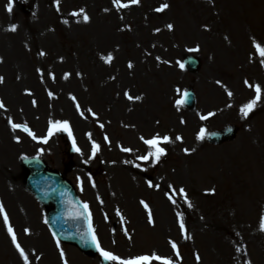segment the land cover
Masks as SVG:
<instances>
[{"label":"rangeland","instance_id":"1","mask_svg":"<svg viewBox=\"0 0 264 264\" xmlns=\"http://www.w3.org/2000/svg\"><path fill=\"white\" fill-rule=\"evenodd\" d=\"M121 2L129 7L118 10L112 0H12L9 12V0H0V76L4 78L0 100L5 105L0 109V203L18 242L29 254L31 264H62L61 249L68 264H99V252L86 254L61 242L58 248L45 223V207L21 186L26 173L20 159L39 156L73 183L79 198L88 204L95 234L107 251L122 258L156 253L170 257L174 264H264V93L254 113L244 117L240 112L241 106L255 96L245 80L264 89V58L249 43L241 41L239 48L240 40L225 27L226 18L239 20L264 45V0ZM164 3L169 7L157 12ZM133 5L136 7L131 10ZM81 8L89 22H84L82 15H72ZM239 8L244 9V16ZM13 24L16 31L9 30ZM168 24L173 25L171 30ZM197 46L198 51H189ZM109 53L113 59L107 63L101 57ZM187 54L199 59L196 72L179 66ZM129 62L133 67H128ZM218 67L243 71L238 72V76H245L234 89L237 97L213 93L212 82L205 80L207 74L213 79L236 78L234 72L230 75ZM65 73L71 75L65 79ZM187 87L196 94L191 110L181 103ZM125 92L142 99L131 100L132 107L127 108ZM202 103L215 115L208 121L194 118L191 122V115ZM124 112L128 115H122ZM77 119L85 123V131L76 125ZM9 121L27 124L38 139L20 129L13 131ZM54 121H67L72 136L59 131L47 143L41 142ZM228 123L239 129L231 142L210 145L205 138H196L201 129L207 132ZM157 133L171 138L170 143L161 144L166 155L156 163L138 160L148 151L140 137ZM73 141L80 151L73 147L70 156ZM93 142L100 146L95 156ZM83 154L87 157L85 166L80 163ZM131 174L134 190L119 189L120 200L114 205L89 189L82 190L85 184L96 186L99 178L102 184H114L115 180L124 188V177L129 179ZM148 181L154 185L162 182L164 188H150ZM179 188H184L188 202ZM150 194L163 200L180 196L185 211H171L166 225L164 216L155 213L160 199L155 201ZM12 198L30 207L24 211L17 202L18 220L9 209ZM149 210L154 223L148 221ZM180 217L186 233L180 229ZM170 241L177 244L179 257ZM40 244L51 248L53 256L42 255L46 252L41 251ZM0 264H24L2 213ZM152 264L161 262L154 260Z\"/></svg>","mask_w":264,"mask_h":264},{"label":"snow or ice","instance_id":"2","mask_svg":"<svg viewBox=\"0 0 264 264\" xmlns=\"http://www.w3.org/2000/svg\"><path fill=\"white\" fill-rule=\"evenodd\" d=\"M131 4H138L140 2V0H130ZM57 3H59V0H57ZM113 5L119 10L120 8H127L129 7L128 3H122L121 0H112ZM169 7V5L167 3L161 4L159 8L156 9L157 12H163L165 9H167ZM13 8V3L12 0H9V3L7 5V11L11 12ZM105 11H108V9H105ZM73 16H83V20L84 22H89L90 17L86 14L85 10L83 8H81L78 12H73L72 13ZM168 29H172L173 25L168 24L167 25ZM17 26L15 24H13L11 26V28L9 30L11 31H16ZM156 31H159V29H157ZM253 46L256 49V51L259 53V55L261 57H264V45H262L259 42H256L255 40H253ZM199 48L197 46V48L194 49H190L189 51H198ZM40 55H45L44 52H41ZM101 59H103L105 62L110 63L113 59V56L111 53H109L107 56H102ZM157 59H159L157 57ZM261 64L264 65V59L261 60ZM179 66L183 69L184 68V64L180 63ZM128 67L131 68L133 67V65L131 64V62H129ZM39 71V70H38ZM71 74L70 73H65L64 74V78L67 79ZM54 75H53V79H54ZM4 82V78L2 76H0V83ZM218 84H220V81H217ZM244 83L249 87V88H254L255 91V96L254 98H252L251 100H249L247 103L243 104L240 108V112L242 113V115L244 117H248L249 114L251 112H253V110L255 109L257 103L261 100L262 98V93H264V89H262V86L260 84H251L249 81L245 80ZM52 93L49 92V96H51ZM124 95L127 97L128 100H141L142 97L141 96H135L133 97L130 93L125 92ZM186 95V94H185ZM227 95L229 97H231L233 95V93L231 91H228ZM73 99H75V97H73ZM33 104H35V101H33ZM5 105L3 103L2 100H0V109L4 108ZM77 109L79 110V104L76 105ZM91 111V110H89ZM81 115H83V113H81ZM93 115H95V113H93ZM215 115V113L213 112H209L207 114V116H201L200 119L202 120H206L209 117ZM9 123L11 124V127L13 129V131L20 129L24 132H26L29 136L32 137L33 140L38 139L37 136L29 129L27 124H16V123H12L11 121H9ZM183 123V121H182ZM101 127H103V125H101ZM59 131H67L69 136H72V133L70 131V127H69V123L67 121H54V122H50V127L48 129V136H45L41 139V142L43 143H47L48 138L55 132H59ZM91 134H89L90 137ZM198 140H203L205 138V130L201 129L200 132L197 134L196 137ZM105 139L107 140L108 138L105 137ZM140 139L143 141V143L145 145H147L148 147V151L145 155L142 156H138L137 159L138 160H142V161H149L151 160L153 163L159 162V160L161 159V157H163L164 155H166L165 149L163 147H161L162 143H170L171 142V138L167 135L161 137L159 133H157L156 135H154L152 138L150 139H145L144 137H140ZM176 140H182V137L180 136H176L175 137ZM18 140V138H17ZM73 147L76 151H80V149L75 147V142L73 141ZM99 145L96 144L95 142H93V146H92V155L95 156V154L97 153V151H99ZM42 151V150H41ZM122 151L124 152H131L132 149L130 148H122ZM186 153L188 152V149L184 150ZM87 162V161H85ZM137 167H139V165H137ZM95 186V185H93ZM148 187L152 188V187H156L159 188V185H154L152 183V181H148ZM169 187L171 188L172 186L169 185ZM173 191H177L176 189H173ZM178 192L183 195L185 197L186 202L187 201V193L185 192L184 188H179ZM167 195V193H166ZM169 200H171V202L173 204L176 203V201L172 198V196L168 197ZM140 203L144 206L145 209H148L149 206L148 204L141 200ZM189 206H191L190 202H189ZM83 208L85 210V212L88 211V204L85 203L83 205ZM0 213L3 214V219H4V223L5 225L8 226V233L11 236V241L12 244L15 246L16 250L18 251L20 257L22 258L24 264H31L30 260H29V254L25 251V249L21 246V244L18 242L17 240V236L13 230V228L11 227V225L9 224V218L7 216V213L4 210V206L2 203H0ZM179 216V214H177ZM148 221L149 223H154L153 218H152V214L151 211L149 210L148 212ZM45 223H47V220H45ZM179 226L182 232L186 233V229H185V224L183 222L182 217H180L179 219ZM261 230H264V218H262L261 221ZM25 233H30L29 229H25L24 230ZM88 231L89 233H91V239L92 242L95 244L97 251L100 253V256L103 257L105 260L107 261H112L115 262V264H152V261H160L161 264H174V261L170 258V257H162L160 255H157L156 253H152L151 255H141V256H135V257H130V258H122L119 255H116L115 253L111 252V251H107L105 250L103 247H101L100 245V241L98 239V237L95 234V229L92 227L91 224V215L89 213V225H88ZM127 234V233H126ZM53 236L55 237V233H53ZM185 238H189L186 234H185ZM171 243V247L173 250H176V255L177 257H179L180 253L178 251L177 248V244L174 241H170ZM56 245L58 248H60V241L59 239L56 240ZM64 252L61 249L60 250V256L61 258H64ZM39 258V257H37ZM197 260L200 259V257L197 255L196 257ZM64 264H68V261L66 259H64ZM250 264V262H249Z\"/></svg>","mask_w":264,"mask_h":264},{"label":"bare ground","instance_id":"3","mask_svg":"<svg viewBox=\"0 0 264 264\" xmlns=\"http://www.w3.org/2000/svg\"><path fill=\"white\" fill-rule=\"evenodd\" d=\"M136 6H134L133 5V7L131 8V10L133 9V8H135ZM231 8L233 9V10H235V12H236V8H234L233 6H231ZM234 12V13H235ZM124 15L126 14V12L125 13H123ZM239 14H241V16L243 15L244 16V9L243 8H239ZM127 15V14H126ZM235 15L238 17V18H240L239 17V15L237 14V13H235ZM226 21H227V25L225 26V27H227L230 31H231V33L233 34V36L234 37H236L238 40H240V43H238V47L239 48H241V41H243V42H245V43H249L250 44V46H252L253 45V40H255L256 42H259L260 43V41H259V36L257 35V34H255V33H253L252 31H247L246 29H245V27L244 26H242V24H241V22L239 21V20H237L236 22H233L232 20H229V18H226ZM241 21H242V19H241ZM243 22V21H242ZM235 23V24H234ZM256 32H258L257 30H256ZM0 46H2V44L0 45ZM224 49H225V46H224ZM259 56V55H258ZM223 57H224V55H223ZM221 58V57H220ZM264 58V57H263ZM256 59V58H255ZM257 60H258V58H257ZM258 62H260V60H258ZM262 65V64H261ZM262 66H264V65H262ZM218 68H220V69H223V70H225V71H227L230 75H232V73L234 72V69L233 70H226V69H224L223 67H218ZM212 70H214V67H212L211 68ZM235 71H237V72H234V74H233V76L234 77H236V78H234V79H225V80H223V79H218V78H215V79H213L212 77H211V74L209 73V74H207V76H206V78H205V80H207V81H209V82H212V85H213V93L214 94H216V95H218V96H220V97H223V96H228L227 95V93H228V91H231L232 93H233V95L235 96V97H237V95L234 93V89H235V87L236 88H238V86L241 84V78H242V76H245V75H240V76H238L239 74H238V72H243V71H240V70H237V69H235ZM250 75H252V74H250ZM238 76V77H237ZM217 81H220L221 83L220 84H218L217 83ZM12 84V83H11ZM239 84V85H238ZM8 87V86H7ZM6 86L5 87H3L4 89H6L7 88ZM109 95H104V97L106 98V97H108ZM225 96V97H226ZM120 102V101H119ZM121 103V102H120ZM139 103V102H138ZM124 104H128V107L127 108H129V107H132V102H131V100H127L126 102H124ZM202 105V107L201 108H197V110L195 111V113L196 114H194V115H191L192 116V121L191 122H193V120H194V118H196L195 120H198V122H200V121H205V120H202V119H200V117L203 115V116H207V114L209 113V112H211L210 111V108H209V106H208V104H205V103H202L201 104ZM118 109H121V107H119ZM133 108H130V110H132ZM257 109H256V107H255V109L253 110V113L256 111ZM124 111V110H123ZM141 110H137L136 112H140ZM122 112V111H121ZM125 114V116H127L128 115V112H124V113H122V115H124ZM133 113H131L130 115H132ZM147 114V108L145 107L144 109H143V111L141 112V115L143 116V118L145 117V115ZM138 116V115H137ZM210 119V117L208 118V119H206V121H208ZM76 125H78V127H79V129L81 128L82 130H86V128H84V126H85V123L84 122H82L80 119H77L76 120ZM85 161H87V157L85 156V154H83V159L81 160V164L82 165H86V162ZM136 170H135V175H136ZM135 178L137 179V177L135 176ZM133 174H131L130 176H129V179H127V177H124V182H123V186H124V188H121L120 186H121V184L122 183H118V182H116L115 180H114V184H111L110 182H107L106 184L105 183H103L102 184V178H99V179H97V184H96V186H94V187H89V186H87L86 184L83 186V188H82V190L83 191H85L86 189H89L90 191H92V192H94L95 194H97V195H100L102 198H104V199H106V200H108L110 203H112L113 205H114V202H115V204L117 203V201H119L120 200V197H118L119 196V189L121 190V191H123V192H130V191H133L134 190V188H133V186H134V183L135 182H132L133 180ZM158 184H159V188H164L163 187V184H162V182H158ZM8 186H9V188H12L13 189V187H12V185L11 184H8ZM22 186V185H21ZM156 188V187H155ZM16 189V188H15ZM13 192V191H12ZM12 192H10L11 193V195H12V197H13V194H12ZM150 195H152L153 196V198L155 199V201H157V197L160 199V206H159V208H157L156 210H155V213L156 214H160V215H162V216H164V224H166V225H168V219L171 217V211H172V214L175 212V211H177V210H183V211H185V209H184V207H182L181 205H180V203L181 202H183L182 200H180V196H177V195H172V198L176 201V203L175 204H173L172 202H171V200H166V198H165V200H163L161 197H160V195L158 196H156L155 194H150ZM152 198V197H151ZM161 200H163L164 202H163V204H162V202H161ZM17 202H19L21 205H23V207H21V209L22 210H26V211H28L29 209H30V207H29V205L28 204H26L25 202H23L21 199L20 200H18V201H16V200H13V198H12V200H9V209H10V211H12L13 212V214H14V218L15 219H20V216L19 215H17V211H20V207L18 206V204H17ZM27 213V212H26ZM137 222H139V217H137V219H136V221H135V224L137 223ZM159 225H161V224H159ZM159 225H158V227H159ZM40 249H41V251L43 252V253H45L46 252V254H42V255H44V256H46V257H48V256H50V257H52L53 256V253H52V250H51V248L49 249V247L45 244V245H41L40 244ZM48 249H49V251H48ZM48 251V252H47Z\"/></svg>","mask_w":264,"mask_h":264},{"label":"water","instance_id":"4","mask_svg":"<svg viewBox=\"0 0 264 264\" xmlns=\"http://www.w3.org/2000/svg\"><path fill=\"white\" fill-rule=\"evenodd\" d=\"M189 65L191 66V68H194L196 66V61L189 59L188 60ZM26 164L29 165L30 168H33L32 170V174L33 176V181L34 182H42L44 180H48L49 178L47 177V175H45V170L39 166V161L37 159H29V160H25L24 161ZM43 172V173H41ZM60 178V177H59ZM58 178V179H59ZM51 182L54 184V187L52 188V190L49 191V193L53 194L49 197V196H41V194L37 193V196L43 200L44 202H50V201H54V204H56V208H55V214L53 215V219H55V223L58 225V228L61 230H66L65 228H67V224H69V221L66 220V218L64 217V208H61L60 202H62V196L64 197L66 195L67 192H69L70 190H62V187L58 185L57 181H55L53 178L50 179ZM61 181H63L60 178ZM31 183V182H30ZM38 185V183H37ZM70 189V187H68ZM36 191V190H35ZM71 193H73V191H71ZM74 194V193H73ZM72 198V196H70ZM63 211V212H62ZM61 214V216H60ZM53 223V222H52ZM63 236V239L67 240V241H71L70 238H68L65 234L61 235ZM75 241V243L79 244V242L77 240H73ZM91 249L90 245L87 244V248L86 250Z\"/></svg>","mask_w":264,"mask_h":264}]
</instances>
